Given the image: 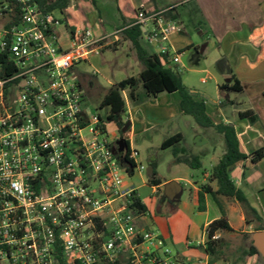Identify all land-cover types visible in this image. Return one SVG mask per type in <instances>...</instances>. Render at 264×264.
I'll list each match as a JSON object with an SVG mask.
<instances>
[{
  "label": "built area",
  "instance_id": "1",
  "mask_svg": "<svg viewBox=\"0 0 264 264\" xmlns=\"http://www.w3.org/2000/svg\"><path fill=\"white\" fill-rule=\"evenodd\" d=\"M15 2L13 21L0 0V264H181L158 230L142 225L147 212L124 185L128 167L100 115L82 107L78 65L104 37L33 0ZM170 9L135 13L163 54L168 35L182 31L164 15ZM124 158L146 170L135 148Z\"/></svg>",
  "mask_w": 264,
  "mask_h": 264
},
{
  "label": "crops",
  "instance_id": "2",
  "mask_svg": "<svg viewBox=\"0 0 264 264\" xmlns=\"http://www.w3.org/2000/svg\"><path fill=\"white\" fill-rule=\"evenodd\" d=\"M169 7L171 9L166 11V17L178 20L182 31L169 34L164 41L167 47L164 63L180 73L184 72L181 75L183 84L194 99L203 100L206 113L214 123H229L234 126L239 150L247 157L235 162L229 173L236 187L245 195L250 209L244 212L233 198L215 194L214 199L210 193L204 192V185L212 191L217 189L215 181L209 177L212 167L224 153V139L214 128L201 127L192 116L183 113L180 95L176 91L162 92L138 105L126 101L124 120L127 121L128 138L122 136L119 139L118 135L112 138L114 153L123 165L126 143L132 148L131 137L141 133L149 143L153 140L151 132H154L161 137L158 144L161 148L165 139L178 134V141L175 143L177 155L193 157L195 167L177 162L172 154L174 173L161 181L158 158L153 157L156 172L154 177L160 181L159 184L152 185L148 182L146 174V183L142 181L134 185L132 180L125 179L124 176V185L134 187L146 206L147 217L142 225L158 230L167 244L172 240L170 222H157L142 196L148 200H159L162 198L160 188L172 183L166 191L164 187V191L175 205L172 209L175 217L183 218L186 213L197 211L193 221L187 225L188 231L185 234L189 246L185 254L188 262L184 263L183 254L177 252L182 264H214L209 262L202 243L205 241V227L221 215L220 207L234 229L233 232L217 233L224 240V247L227 245L224 239L226 235L243 236L245 240L241 248L240 263L263 264L259 253H243L250 245L251 235L264 230V0H69L62 16L69 25L89 28L94 37H104L100 53L106 49L114 52L122 50L126 59L119 63V67L134 64L128 76H136L141 71L142 64L124 30L135 24L138 9L153 12ZM140 28V44L143 49L149 54L160 53L162 41L147 38L151 30L150 23ZM58 31L61 40L65 42V31L62 27ZM99 52L90 53L87 60L79 65H90V56ZM175 55H178L176 62L172 60ZM132 57L135 61H129ZM79 65L82 81L87 80L88 84L95 81L98 84L92 74L85 69L79 70ZM126 77L122 76L108 83L111 86ZM123 95L126 99L125 92ZM243 112H247L248 116H240ZM185 127L193 132L194 143L188 150L185 148L188 139ZM260 149L263 151L262 157L252 162V153ZM205 164L208 165L207 168ZM198 169H202L201 172ZM124 174L130 176L133 171L131 174L126 171ZM200 192L203 193V209L198 208ZM245 217L248 223L245 222ZM194 235L196 238L192 240Z\"/></svg>",
  "mask_w": 264,
  "mask_h": 264
},
{
  "label": "trees",
  "instance_id": "3",
  "mask_svg": "<svg viewBox=\"0 0 264 264\" xmlns=\"http://www.w3.org/2000/svg\"><path fill=\"white\" fill-rule=\"evenodd\" d=\"M8 7L10 8L9 14L13 21L17 19V12L19 5L15 0H6ZM35 1L42 11L58 10L64 12L65 7L68 5L69 0H33ZM166 16L167 13L165 12ZM126 38L130 41L137 59L142 64L141 71L136 76H128L112 84L103 94L100 101V107L107 106L108 113L106 120L113 122L119 134L123 136V133L127 130V121L124 120L126 114V101L132 105H138L146 100L156 97L162 92H178L180 95V108L183 113L193 117L194 121L201 127H212L216 131L220 132L224 139V153L219 158L217 163L212 167L210 172V180L215 181L217 189L212 191L207 185L203 186V190L206 193H210L214 199L215 194H221L226 197L233 198L243 208L244 212H247L250 207L243 192L236 187L235 183L230 178V167L239 160H244L247 155L239 150L238 139L235 133L234 126L232 124L214 123L206 113L203 100H196L193 95L185 87L182 82L180 72L173 67L167 66L166 54H149L140 44V38L142 37V30L140 25L132 24L124 30ZM222 90V86L219 87ZM125 92L126 99L123 95ZM240 116H248L247 112L240 113ZM179 135H173L165 139L161 143V148L172 147V153L177 162L185 163L190 167H195L194 158L179 157L177 155L178 150L175 147V143L178 141ZM126 154L129 150L126 143ZM263 155V151L256 150L251 155V161L255 162L259 160ZM133 165V164H132ZM152 172L148 174V182L152 185L159 184L160 181L155 178L154 164H150ZM133 168L127 169L128 174H131ZM135 206L142 211H147L146 206L141 201L139 196H134ZM198 208L203 209V193L198 195ZM221 215L218 218L211 220L205 227V241L203 249L209 262L212 263L215 257H219L223 254L224 240L217 236V233L221 232H233L234 229L229 225L227 217L221 209ZM245 222L248 223L245 217ZM246 249L243 255H250L258 253L257 249L252 245ZM242 255V253H241ZM181 263V257H180ZM182 264V263H181Z\"/></svg>",
  "mask_w": 264,
  "mask_h": 264
},
{
  "label": "rangeland",
  "instance_id": "4",
  "mask_svg": "<svg viewBox=\"0 0 264 264\" xmlns=\"http://www.w3.org/2000/svg\"><path fill=\"white\" fill-rule=\"evenodd\" d=\"M122 50L118 52H114L113 50H102L99 54H93L94 56H90L91 64H81L79 65V70H86L89 74L97 80L92 81L91 84L87 83V80L83 81L85 86V97L82 101V107L85 109L88 108L90 114H99L104 125L106 131L111 139L114 138L116 135L119 137V132L117 130L116 125L113 122L107 121L106 116L108 113V107H100V101L104 92L109 88L110 84L108 81L117 80L120 77H126L131 74V70L134 64H126L122 67H119V63L126 59V55L122 53ZM129 61H135L134 58H130ZM134 63V62H133ZM119 71V74H117ZM184 72L180 73L182 75ZM185 132L188 134L187 145L185 148H192L194 143L190 128L185 127ZM153 136V140L148 143L146 140V136H142L141 133L135 135L134 137L130 138V147L135 148L139 153V160L145 165V167L152 164L153 157L158 158L159 162V177L161 181L166 180L169 178L173 173L175 168L173 167V162L171 161L172 158V148H160V135H157L154 132H151ZM123 136L127 137V131L123 133ZM128 138V137H127ZM120 159V157H118ZM207 168L208 165L205 164ZM200 172L202 169H198ZM125 179L132 180L134 185H137L140 182H145L147 179L146 171L139 172L136 168L133 169V174L128 176L124 174ZM165 185L161 187V199L154 200L145 198L142 196V200L150 206L152 210L153 218L161 223L170 222L171 224V231H172V240L168 242V246L173 251V253L181 252L183 254V261L187 263L188 261L185 258V254L189 250V246L186 243L185 234L188 231L187 225H189L193 219L195 218L197 211H193L192 213H186L183 218L175 217V212L172 209L175 208V205L172 201H170L169 197L165 194L164 191ZM144 188V187H143ZM148 189V187H147ZM142 192V189H141ZM185 194H187V187H185ZM184 194V195H185ZM163 200V202H161ZM205 215V214H202ZM211 215V213H210ZM197 233V232H196ZM196 235H194L192 240H195ZM227 242V245L223 248V254L219 257H215L213 259L214 264H242L240 263L241 258V248L244 245L245 237L240 235L235 236H228L224 237ZM261 263L264 264V258L260 256Z\"/></svg>",
  "mask_w": 264,
  "mask_h": 264
},
{
  "label": "water",
  "instance_id": "5",
  "mask_svg": "<svg viewBox=\"0 0 264 264\" xmlns=\"http://www.w3.org/2000/svg\"><path fill=\"white\" fill-rule=\"evenodd\" d=\"M114 154L116 155V153ZM123 164L128 168L132 167L131 164L126 160V158H123ZM124 171L126 172L127 170L124 169ZM151 172H152V168L148 166L146 168V174H150ZM171 184L172 183H168L165 185V191ZM251 240H252V245L257 249L258 253L264 258V230L254 232L251 235Z\"/></svg>",
  "mask_w": 264,
  "mask_h": 264
},
{
  "label": "flooded vegetation",
  "instance_id": "6",
  "mask_svg": "<svg viewBox=\"0 0 264 264\" xmlns=\"http://www.w3.org/2000/svg\"><path fill=\"white\" fill-rule=\"evenodd\" d=\"M122 136L119 134V139L121 138Z\"/></svg>",
  "mask_w": 264,
  "mask_h": 264
}]
</instances>
